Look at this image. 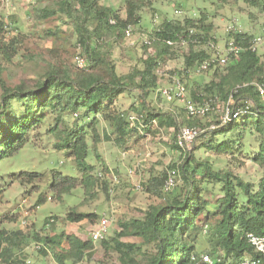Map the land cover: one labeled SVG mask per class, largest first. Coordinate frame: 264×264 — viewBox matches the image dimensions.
Returning <instances> with one entry per match:
<instances>
[{
	"label": "trees",
	"instance_id": "trees-1",
	"mask_svg": "<svg viewBox=\"0 0 264 264\" xmlns=\"http://www.w3.org/2000/svg\"><path fill=\"white\" fill-rule=\"evenodd\" d=\"M123 2L125 15L111 6L100 4L98 0H54L51 8H37L40 18L55 16L62 23L70 21L76 34V43L85 55L86 65L83 68L52 65L33 86L10 87L2 79L0 61V162L18 154L29 142L30 132L43 123L49 113H53L56 122L50 131L58 135L55 145L81 172V176L77 177L53 170L47 180L42 172L12 174L11 180L22 184L36 182L40 185L44 182L36 205L45 203L49 195L60 201L80 186L92 189L98 182L104 188L109 185L104 169V176L99 179L97 172L92 175L94 165L87 161L91 148L88 141L93 146L100 141L98 125L103 119L110 120L114 141L120 147L125 146L127 135L143 137L144 133L162 128H173L176 133L181 126L198 127L195 126L198 117L188 116L184 111L185 118L179 122L177 110L166 112L156 109L148 103L147 98L150 92L159 87L157 69L168 60L178 57L181 51V46L172 47L167 41L178 42L180 37L185 40L183 68L178 72L183 83L181 74L187 77L200 62L210 58L204 45L212 39L211 25L203 17L163 19L147 30L151 44L143 46L142 66H135L130 72L120 74L109 55L110 47L104 44V38L113 36L116 40L121 39L127 27L141 25L145 6L143 0ZM246 2L264 11V0ZM47 31L52 33L51 30ZM253 35L249 32L227 33L226 39H232L242 46L238 55L226 64L212 63L202 70L213 72L209 82L202 85L197 82L185 83L191 100L204 101L208 97L223 103L231 97L232 102L227 105L228 119L217 118L212 123L216 126L213 130L207 129L209 125L204 128L205 131L199 135L192 148L181 149L172 144L173 148L184 154L181 164L175 169L176 183L171 190L163 191L168 171L141 182L146 192L160 197V202L148 205L139 217L121 219L112 237L98 241L72 232L60 233L53 227L52 232L46 235L34 233L32 237L36 245H40L39 252L52 256L58 264L68 261L77 263L91 255L95 247L101 244L116 256L115 261L109 264H190L192 255L199 258L197 243L205 230L211 244L208 254L213 264H239L247 259L264 263V252L257 251L247 237V234L252 233L264 239V177L253 187L235 174L231 167L217 170L209 161H201L199 166L204 172L203 177L219 184L218 193L209 199L203 196L201 180L191 172L190 165L195 151L204 149L206 152L227 155L249 153L252 161L264 167V98L257 89V85H264V51H252L248 47ZM149 47L154 49L153 52L148 51ZM15 51L14 45H5L0 36V55L7 60ZM173 76L177 75L170 76V84ZM131 90L138 93L142 109L132 106L133 111L128 113L142 114V122L128 121L127 112L111 114V107L118 96ZM241 109L246 112L237 117L232 116ZM65 115L77 116L80 124L74 122L67 125ZM153 120L156 124L150 127ZM254 134L259 135L258 145L253 150H246L244 138ZM96 219L97 213L94 211H76L71 208L65 214V220L70 222H94ZM53 221L52 218L45 219L47 224ZM23 235L20 228L0 230L1 263L21 257L15 250L23 244ZM129 236L137 237L139 241L121 240Z\"/></svg>",
	"mask_w": 264,
	"mask_h": 264
},
{
	"label": "rangeland",
	"instance_id": "rangeland-1",
	"mask_svg": "<svg viewBox=\"0 0 264 264\" xmlns=\"http://www.w3.org/2000/svg\"><path fill=\"white\" fill-rule=\"evenodd\" d=\"M54 0H0V36L5 45L13 44L16 51L10 59L5 60L0 55L3 67L2 79L10 86H33L50 66L83 68L76 65L74 56L77 53L76 34L70 21L62 23L58 17L50 16L43 19L38 17L37 8H51ZM145 6L142 10L141 25L130 26L132 31L116 40L105 37L104 44L109 46V55L120 74H126L133 67L142 66L144 57L143 37L148 36L147 30L160 23L163 19H183L185 16L193 18H205L206 23L212 27L211 36L219 45L226 40V29L235 25L243 32L256 34L264 26V11L247 4L246 0H143ZM102 5L115 8L121 15H125L123 0H98ZM180 10V12H179ZM51 30L52 33H48ZM179 56L168 60L157 69L159 75V87L150 92L147 101L151 106L162 111L171 112L177 110L180 120L185 118L183 103L178 100L168 102L159 89L169 85L170 76L177 75L183 68V55L186 47L181 46ZM13 51L12 48H9ZM149 48V52H153ZM264 51V45L258 52ZM82 53V52H81ZM83 57L85 55L82 53ZM181 74L183 84L197 82L204 84L212 79V71H190L187 77ZM189 84V86H191ZM186 86V84H185ZM189 88L186 86V96L189 97ZM1 96V89H0ZM203 98V97H202ZM208 97L204 98L207 100ZM202 102V99H192ZM229 102H216L215 110L202 118L195 119V126L206 128L217 118L223 119ZM135 106L142 109L141 100L135 90L126 91L118 96L111 114L133 111ZM180 116V117H179ZM66 124L79 123L77 116L65 115ZM55 114L49 113L45 121L36 126L31 132L29 142L11 158L0 162V230L13 231L20 228L24 241L16 253L35 264H58L50 255H43L35 248L36 241L33 234L46 235L52 232V227L57 232L75 233L83 238H89V233L96 227L102 216L110 218L107 238L116 232L121 219L139 217L150 204L159 203L160 197L146 192L141 182L150 176L159 175L170 169H177L182 162L181 150L172 147L175 132L173 128H162L157 131L144 133L142 136L131 134L124 139L125 146L120 147L114 141L110 120L103 119L98 125L101 136L100 141L93 146L89 142L90 152L87 161L94 165L92 175L100 169H104L105 177L109 181L112 174L119 178V183L104 188L98 182L94 188L85 189L83 186L75 188L63 197L55 200L51 195L43 204L36 205L44 182L40 185L36 182L22 184L17 180H11V175L20 172H42L46 179L53 170L62 171L64 174H72L80 177L81 172L73 164L71 159L65 157L64 152L55 143L58 135L50 131L55 124ZM87 125V124H86ZM85 125V126H86ZM185 125V124H180ZM154 129V128H152ZM258 134L246 135L244 138L246 150H253L258 145ZM121 144H123L121 142ZM191 159V172L201 180L203 196L213 199L219 191V184L212 183L203 177L204 172L199 166L201 161H209L217 170L231 167L233 172L243 180L256 187L264 177V167L254 162L249 153L227 155L219 152H206L197 149ZM233 156V157H231ZM129 170H132L129 173ZM201 170V173H200ZM203 172V173H202ZM141 188L137 189L136 184ZM38 185V186H37ZM35 186H37L35 188ZM41 186V187H39ZM74 208L76 211L96 212L97 219L94 222L83 220L70 222L65 220V214ZM15 217V219H11ZM46 218L54 219L45 223ZM51 220V219H50ZM126 242H138L134 236L123 237ZM211 244L205 230L202 231L197 243V254H208ZM116 256L110 250H106L98 244L91 255L77 263L65 264H109L115 261ZM0 264H8L1 263Z\"/></svg>",
	"mask_w": 264,
	"mask_h": 264
},
{
	"label": "built area",
	"instance_id": "built-area-1",
	"mask_svg": "<svg viewBox=\"0 0 264 264\" xmlns=\"http://www.w3.org/2000/svg\"><path fill=\"white\" fill-rule=\"evenodd\" d=\"M29 1H32V0H29ZM131 31L132 29L129 26L126 28L125 33L129 35ZM226 31L227 33L231 31L236 32V33L243 32L240 29H238L235 25H231L227 27ZM180 38L181 39L178 42H173V41L168 40L167 44L172 47L184 46L185 40L182 37ZM143 41H144V44H146L147 46H150L151 40L149 39L148 36L143 37ZM263 45H264V26L256 34L253 35V37L250 39L248 43V47L252 51H258ZM204 48L210 54V58L200 62L195 69L196 71L205 70L212 63L219 64V65L226 64L231 58L237 56L238 53L242 50V46L235 43L232 39H226L225 41H223L222 45H219L215 42V37H212V39L209 40L204 45ZM77 50L78 51L76 55L74 56V61L76 65H78L79 67H82L85 65V58L83 57L81 53V48L79 45L77 47ZM257 89H258L260 96L264 98V85H257ZM159 91H160V94L168 102H171L173 100H178L182 102L183 109L188 116L202 118L206 116L208 113H211L212 111L215 110V105L217 102L216 98H208L207 100H204L202 102L191 100L190 98L186 96V87L181 82L178 76H173L171 84L161 87ZM230 100H231V97L229 98L228 102ZM243 112H246V110H243V109L237 110L232 114V116L237 117L240 113H243ZM126 119L134 123L135 121L142 122L143 117H142V114H136L133 112H129L126 115ZM226 119H228V109H226L223 120H226ZM155 124L156 123L153 120L151 125L149 126L150 127L155 126ZM215 127L216 126L214 124H210L207 127V129L213 130L215 129ZM204 131L205 129L199 128V127L181 126L173 137V143L176 144L177 147L181 149L192 148L194 146L195 141L199 137V135L203 133ZM131 172L132 170H129V173ZM176 173L177 172L174 168L170 169L167 172V177L163 184V191L168 192L175 185ZM96 175L99 179H102L104 176L102 169L98 170ZM118 183H119V178L115 174H112V176L109 178V187H110L109 191H112L111 187ZM136 188L137 189L141 188L140 183L136 184ZM110 223H111V220L109 217L105 215L102 216L97 222L96 227L90 231L89 239L93 241H98V240H102L106 238L108 235ZM247 237L250 243L255 247L257 251L264 252V239L263 238L258 237L252 233L247 234ZM35 248L39 249L40 245H36ZM8 264H35V263L29 259L20 257L19 259L9 262ZM190 264H213V259L210 254L200 255L199 258H197L195 255H192ZM239 264H264V263L247 259V260L240 262Z\"/></svg>",
	"mask_w": 264,
	"mask_h": 264
}]
</instances>
